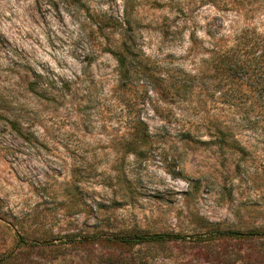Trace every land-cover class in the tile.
<instances>
[{
	"label": "rangeland",
	"instance_id": "rangeland-1",
	"mask_svg": "<svg viewBox=\"0 0 264 264\" xmlns=\"http://www.w3.org/2000/svg\"><path fill=\"white\" fill-rule=\"evenodd\" d=\"M132 1L134 41L165 77L146 93L121 85L102 44L109 28L99 26L121 17L123 0H0V264H223L194 235L210 223L264 227V110L220 93L230 83L218 86L203 48L264 31V0ZM190 36L202 45L194 56ZM31 70L65 80L63 96L28 91ZM184 76L196 77L192 96L162 92ZM135 117L146 139L132 130ZM213 124L230 127L239 146L185 138L209 141ZM135 231L184 240L70 244ZM233 246L264 264V237Z\"/></svg>",
	"mask_w": 264,
	"mask_h": 264
},
{
	"label": "trees",
	"instance_id": "trees-1",
	"mask_svg": "<svg viewBox=\"0 0 264 264\" xmlns=\"http://www.w3.org/2000/svg\"><path fill=\"white\" fill-rule=\"evenodd\" d=\"M155 4L157 7L163 5L162 2H156ZM136 8V4L132 0H123L121 17L108 15V21L100 25L99 28H109L102 44L105 45L104 48L112 54L117 62L118 81L122 86H133L140 92L145 91L146 93V91L156 88L161 81H164L165 77L160 68L161 64L144 55L140 45L134 41L132 26L137 21L135 19ZM116 26L120 30L117 35L115 34ZM234 40L231 43H227V40H214L209 43V47L203 46V48H209L213 53L210 62L213 64L215 72L220 74L217 82L218 86L223 88L227 82L230 83L229 88L226 90L220 88L219 91L228 96L226 99L231 97L232 104L247 103L250 109L257 107L264 110V31L251 30ZM189 42V52L194 56L195 52L199 50L196 47L202 45H198L196 38L193 36H190ZM195 79L194 76H184L179 79L172 78L167 84V89L162 92L169 94L171 98H181L185 94L192 96L198 87L197 82L194 81ZM66 85L65 80L49 78L38 71L32 70L26 81V89L39 97H45L46 94H51L54 97L63 96L59 91ZM211 127L213 131L209 133V137L212 139L209 141L202 139L200 135H192L189 131L185 132V138L200 144L239 146L236 143L237 140L232 137V132L229 133L230 127L226 131L219 129L215 124ZM131 128L138 137L147 138L148 127L141 117L134 118ZM226 132L231 136L230 139H226ZM240 150L244 151L241 148ZM95 206L96 209L99 208V205ZM208 226L204 232L194 235L192 240L195 241L196 245L206 250L205 253H207L208 258L217 259L223 264H235L238 261H241V264H258L261 262L260 253L255 254L250 250L248 253L243 254L240 248L233 245H245V243L252 245V242L264 237V227L242 231L228 227L221 228L212 223ZM76 236L70 239L71 245L84 243L91 246L106 244L116 247H134L148 243L169 244L183 239L171 233L144 231L118 233L105 237L100 233H94L89 237L80 234L79 239ZM41 239L42 243L48 244L50 240L53 241L56 238L51 236L42 237ZM224 244L231 245L232 250L229 252L217 250Z\"/></svg>",
	"mask_w": 264,
	"mask_h": 264
}]
</instances>
